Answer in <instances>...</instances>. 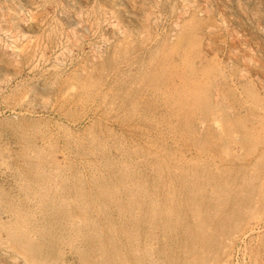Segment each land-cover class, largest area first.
I'll list each match as a JSON object with an SVG mask.
<instances>
[{
    "label": "rangeland",
    "instance_id": "obj_1",
    "mask_svg": "<svg viewBox=\"0 0 264 264\" xmlns=\"http://www.w3.org/2000/svg\"><path fill=\"white\" fill-rule=\"evenodd\" d=\"M0 240L264 264V0H0Z\"/></svg>",
    "mask_w": 264,
    "mask_h": 264
},
{
    "label": "bare ground",
    "instance_id": "obj_2",
    "mask_svg": "<svg viewBox=\"0 0 264 264\" xmlns=\"http://www.w3.org/2000/svg\"><path fill=\"white\" fill-rule=\"evenodd\" d=\"M235 133H236V132H235ZM66 224H67V223H66ZM0 241H1V240H0ZM82 246H83V245H82ZM11 248H12V247H11ZM115 248H116V247H115ZM18 253H19V252H18ZM18 253H17V254H18ZM15 254H16V253H15ZM21 257H22V256H21ZM98 257H99V256H98ZM22 258H23V257H22ZM35 262H37V261H35ZM26 263H27V262H26ZM40 263H41V262H40ZM31 264H32V263H31Z\"/></svg>",
    "mask_w": 264,
    "mask_h": 264
}]
</instances>
